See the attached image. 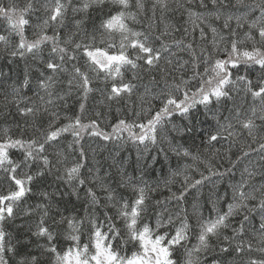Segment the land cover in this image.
<instances>
[{
	"label": "snow or ice",
	"instance_id": "snow-or-ice-1",
	"mask_svg": "<svg viewBox=\"0 0 264 264\" xmlns=\"http://www.w3.org/2000/svg\"><path fill=\"white\" fill-rule=\"evenodd\" d=\"M193 2L175 0L173 8L170 0H154L151 11L154 19L159 9L163 22L166 12L183 9L188 16L185 23L192 25L191 32L183 28V36L198 31L202 42L207 40L205 27H201L205 25L212 34L211 50L201 45L199 54L193 42L185 43L183 38L171 44L164 42L163 37L171 35L167 24L157 36L130 26L129 22L140 23L138 16L145 10L144 0H135L134 4L133 0H79L78 4L73 0H27L23 7L14 0H0V20L5 22L0 30V46L12 61L26 62L23 79L13 86L10 102L24 118V125L14 122L16 132L11 126L0 128V264H10L14 257H19L15 264H201V255L212 248L213 239L220 243L219 256L212 264H264V171L259 172V181L253 184L257 172L245 168L240 180L229 184L232 196L226 209L219 204L228 193H214L215 199L209 196L205 201L211 205L207 215L198 200L201 187L209 180L196 167L200 156L179 143L173 146L171 140V152L193 161L172 173L173 177H183L177 192L167 198L176 202L175 209L162 201L149 204L148 192L154 189L142 177L140 184H133L131 178L123 181L134 193L128 199L105 187L93 168H88V174L82 172L88 161L81 143L85 136L105 142L127 138L145 145L147 151L150 145L160 142L159 136L169 124V131L181 137L199 132L206 145L221 140L234 143L241 135L236 127L239 125L255 142L254 131L264 127V0H208L212 7L205 12L185 6ZM198 3L200 8L208 9L205 0ZM105 6L108 12L98 26L93 24L92 33L84 29L87 42L77 39L85 19L75 21L76 32L61 34L69 8L73 13L86 14L93 7L103 12ZM133 7L136 11H132ZM209 18L222 21V25L214 26ZM154 27L148 25L150 30ZM157 41L159 47L155 46ZM173 45L190 54L193 74L188 79L182 70L189 61L174 66L170 58L175 56L171 52ZM29 58L32 65L27 64ZM201 64L203 72L199 71ZM141 71H156L159 80L152 76V87L145 86L138 97L148 107L136 112L135 120L117 119L109 131L102 127L104 113L96 111L85 122L86 103L93 92L102 93L101 103L108 102L110 110V102L119 103L136 93L135 81L141 79ZM127 73H131L130 78ZM192 81H196L195 87ZM95 82L103 88L94 87ZM240 93L250 96L253 106L247 113L234 106L228 109L229 115H223L224 102ZM73 94L79 112L72 116L65 112L66 122L61 123V111L68 109ZM152 100L160 106L154 109ZM176 116L183 123H172ZM208 120L214 121V126L200 127ZM29 128L32 135L27 134ZM69 135L72 141L66 144L65 151L61 145ZM261 139L264 141V137ZM249 149L240 150L236 161L231 162L232 168L253 152L264 161V142L254 149L249 145ZM53 169L56 186L41 187ZM208 171L211 175H225L213 172L211 167ZM93 184L106 193L103 203ZM80 190L84 191L83 199ZM190 190L196 193L191 215L183 207ZM73 196L80 201V207L75 203L68 207ZM34 197L37 202L29 203ZM109 207L115 209L114 215L107 211ZM256 216L258 228L252 224ZM9 223L15 225V234L6 230ZM228 230L231 235L226 234ZM85 236L86 240H82Z\"/></svg>",
	"mask_w": 264,
	"mask_h": 264
},
{
	"label": "trees",
	"instance_id": "trees-1",
	"mask_svg": "<svg viewBox=\"0 0 264 264\" xmlns=\"http://www.w3.org/2000/svg\"><path fill=\"white\" fill-rule=\"evenodd\" d=\"M5 3H8L9 0H4ZM14 2L23 7V5L27 2V0H14ZM135 0H133L134 4ZM74 4H78L79 0H73ZM154 0H144L145 10L142 14L138 16V20L140 23H130V26L136 28L137 30L151 31L153 36H157L161 31L164 30L165 24L169 25V31L171 35L163 37V41L171 44L174 39L178 40L183 38L185 43L193 42V47L196 49L199 54V46L203 45L211 50V39L212 34L208 31L205 25H201V27H205V32L207 33V40L201 41L199 39V32L197 31L194 34H190L188 36H183V28L188 27L191 32V23H185L188 21L187 13L184 12L183 9L174 12H166L164 14L163 22H161V13L160 10L157 9L155 18L152 19V5ZM205 3L208 4V9H203L199 7L198 0H194L192 4H186V7L192 8L194 11L205 12L211 9V4L208 3V0H205ZM170 6L175 8V0H170ZM132 11H136L135 7L132 8ZM108 12V7L105 6L103 12L99 8H91L88 13H73L71 8H69L65 25L66 27L62 30V35H67L72 32H76V20L85 19L86 23L80 29V36L77 39H85L87 42V38L84 37L83 32L84 29H87L88 33H92L93 24L99 25L100 20L103 16ZM209 22L218 28L222 25V21H216L214 18H209ZM4 21L0 20V30H2V26L4 25ZM154 24L153 29H149V24ZM175 26L179 28V31L173 30ZM235 23L233 22V27ZM193 35L195 36V40H193ZM240 35H243V30H241ZM29 36H31V30H29ZM99 42V34H97V43ZM156 47L160 46V42L157 41L155 44ZM171 52L175 53V56H171L170 58L173 60V65L183 64L184 61H189L187 65L184 66L182 70V75L185 79H188L193 74V68L191 63L190 54L187 51H179L173 45L171 48ZM166 57L169 56V53H164ZM163 63V61H162ZM28 65H32V61L30 58L27 60ZM26 67V62L21 60L12 61L8 56L7 52L2 50V46H0V128L5 126H11L13 132H16L15 123L19 122L22 126L24 125V118H22L16 110V106L14 103H10L13 100V86L19 84V82L23 79L24 71ZM204 65L201 64L199 71L203 72ZM141 79L135 81L137 84V90L134 95L130 98L125 97L119 103L112 101L110 102V110L109 107L106 106L108 102L101 103L104 100V97L101 92L96 91L93 92L87 103H86V113L85 122H87L88 118H93V115L96 111H100L104 113L105 119L102 121V127H105L107 130L110 129V125L116 123L117 119L123 118L128 120L129 122L136 119L135 113L142 112V109H147L148 103L141 102L138 97L144 93L145 86L152 87L151 78L152 76H156L157 80H159V73L156 71H141L140 73ZM33 76V88H35V73H32ZM127 77L130 78L131 73L126 74ZM192 86H196V81H192ZM160 87L163 86V81H160ZM94 87L103 88V85L100 82H95ZM157 90V89H154ZM28 96H31L33 100H36V97L33 96L32 92L27 93ZM7 96V101H5V97ZM7 103V108H5V104ZM151 103L154 105V109L158 108L159 102L156 100H152ZM68 109L61 111V123H65L66 121L63 119L65 112L68 116L75 115L79 112V105L77 102V98L75 94L68 100ZM23 106V105H21ZM238 107L241 109L242 113H247L248 110L253 106L252 98L250 96H245L244 93H240L239 95H234L233 100L225 101L224 107L221 108V112L223 115H229L228 109L233 107ZM119 109V112L117 111ZM6 113H11V115H6ZM145 119L143 113L140 117V120L143 121ZM201 120H204V117L200 116ZM30 120V118H29ZM172 123L180 125L183 123L180 117H173ZM214 121L208 120L206 123L200 125V127L208 128L210 125L214 126ZM256 123L259 125L260 121L257 120ZM237 130L241 133L239 138L234 142H229L226 140H221L220 142H213L212 145H206L202 143L201 134L199 132L193 133L191 137L189 136H179L174 132H170L171 124L166 125V130H164L159 136V143L157 145H150L148 150L145 151V145L138 144L132 142L125 138L121 141H112L105 142L99 138H89L85 136L84 140L81 143L84 146V149L88 155L87 166L82 170L84 174H88V168H93L94 172L98 176V178L103 182L105 187L114 189L120 195H123L125 198L131 199L134 196L132 189L130 186H125L123 181H127L131 178L133 184H140L141 177L143 181L147 182V184L154 189V191H149V204H154L156 201L167 202L168 207L171 209H175L176 202L174 200L168 201L167 198L172 195L173 192H177L182 183L183 177L181 176H172V173L176 170L182 169L185 164H192L193 161L190 157H177L173 152L169 150L168 141L171 140L173 146L179 143L182 147L188 148L190 152L194 155L198 154L200 156V160L196 161V167L200 169L206 176H209V180L205 182V184L201 187L198 200L201 205H203V211L205 215H207L208 208L211 205L205 204V201L212 196L215 199V194H219L223 196L225 192L228 193L227 197L220 201L219 206L221 208L226 209V203L231 201V189L229 188V184H234L238 182L241 178V173L245 168L250 170H255L257 172L256 178L251 181V183L255 184L259 181V172L264 171V161L261 160L260 154L253 152L248 158L243 159L237 164L236 168H232L231 162L236 161L238 155L241 154L240 150L243 148L245 151H249V145L252 149L257 148L258 144L262 141V137H264V127H258L254 131V136L256 137L255 142L251 137L248 136L247 130L240 129L239 125H236ZM27 134L32 135L33 130L29 128L27 130ZM127 134H125V137ZM175 138V139H173ZM72 137L67 136L66 142H63L61 147L66 149V144L71 143ZM163 148L164 151H160ZM153 157H155V162H153ZM69 161H71L72 156L69 155ZM53 161L55 158L53 157ZM203 161V162H201ZM211 167L213 172L225 173L223 176L211 175L208 171V168ZM231 169V171H226ZM191 172V169H189ZM195 175L196 179H199V175L197 173H192ZM56 172L53 169V174L49 175L44 184L41 187H47L48 184H52L53 187L56 186ZM171 181V182H168ZM168 182V183H166ZM97 190V194L101 196V201L103 203V197L106 193L100 189L96 184L91 185ZM61 187H64L61 184ZM49 191L52 188L48 189ZM84 191L80 190V197L83 199ZM196 198L195 190H190L186 200L187 202L183 204V207L188 209L189 214H192V203ZM69 198H65L67 202ZM71 203L68 204V207L71 208L72 203H75L77 207H80V201L76 200V197L73 196L70 198ZM37 202V198H32L29 203L35 204ZM63 209V205L61 206ZM110 215L115 214V209L109 207L107 209ZM239 219V217H236ZM154 222V221H153ZM16 223H20L17 221ZM252 224L257 228L259 227V216H256ZM119 226V225H118ZM6 230L12 233H16L15 225L9 223L6 225ZM227 235H231V231L228 230L226 232ZM82 240H86V236L82 237ZM196 241L193 238L191 243L194 244ZM220 242H217L215 239L211 241L212 248L206 253L201 255V264H212L214 258H218L219 256V245ZM21 251H24L21 249ZM132 248L129 247V254L131 253ZM182 252V250H181ZM19 257H14L10 260V264H15V261L18 260ZM239 264V261H237Z\"/></svg>",
	"mask_w": 264,
	"mask_h": 264
}]
</instances>
